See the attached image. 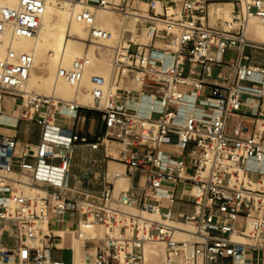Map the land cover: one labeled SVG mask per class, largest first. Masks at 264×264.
<instances>
[{
  "label": "built area",
  "instance_id": "1",
  "mask_svg": "<svg viewBox=\"0 0 264 264\" xmlns=\"http://www.w3.org/2000/svg\"><path fill=\"white\" fill-rule=\"evenodd\" d=\"M46 1L0 0V47L8 39L0 115L15 111L14 129L38 127L35 142L0 133V223L17 227L0 264H65L51 254L63 249L64 234L80 242L70 264H152V244H163L164 264H264V43L245 36L250 17L264 22V0H70L84 5L83 43L98 44L110 62L108 77L91 74L88 88L86 52L58 65L56 76L87 91L89 104L23 89L34 56L11 40L37 35ZM216 3L230 4L231 16L212 25L208 6ZM96 9L120 16L111 43ZM141 94L148 107L137 105ZM188 104L200 113H180ZM79 110L101 120L93 139L76 125ZM108 141L115 155L104 158L121 170L70 175L77 145L105 150ZM120 177L134 182L115 191ZM70 178L100 190L80 192ZM184 202L191 210L176 212ZM65 215L72 226L56 234ZM100 226L101 237L91 232ZM176 229L185 237L175 238Z\"/></svg>",
  "mask_w": 264,
  "mask_h": 264
},
{
  "label": "bare ground",
  "instance_id": "2",
  "mask_svg": "<svg viewBox=\"0 0 264 264\" xmlns=\"http://www.w3.org/2000/svg\"><path fill=\"white\" fill-rule=\"evenodd\" d=\"M59 3L60 5H58L56 0L46 1L45 11L42 15L40 27L35 37L26 38L16 36L11 40L12 47L16 52H30L34 56L33 66L23 89L27 92L31 91V89H35L36 92L44 93L53 98L60 97L62 99H69L70 91L73 89L75 94L79 92L78 97L80 99L79 102L81 101L80 103L89 104L91 100L88 92L76 90L62 78L57 77V67L59 64L64 67H69L75 57L86 52L90 58V62L84 70L82 85L84 88H88L89 80L87 82L86 79L88 73L90 75L93 73L99 74L104 78L108 77L110 67L109 58L100 52L98 44L83 43V39L87 32L86 26L79 18V13L84 8L83 3L70 0H61ZM211 5L213 4H209L208 6L209 18L217 17L221 20L230 18V8L219 11L214 10ZM94 12L95 23L110 31L112 35L115 30L114 22L116 21V13L104 9H96ZM118 16L119 15H117V18H119ZM245 36L248 40L264 43V22H260L255 17H250L247 20ZM110 37L103 39V42L109 43ZM7 41V37H4L3 45L0 47L1 52ZM135 90H138L137 86ZM149 104V98L141 94L140 99L137 101V105L143 108L148 107ZM186 110L191 111L193 114L200 113L197 107L191 106L190 104H188L187 109L181 108L180 113ZM16 121L17 118L10 113H2L0 115V123L6 131L13 132ZM118 180H125V178L120 177L116 181ZM24 188L29 191L33 190L28 186ZM42 229H44V231L46 230L45 222L42 223ZM91 232L101 237L105 230L101 227H94ZM55 233L63 235L62 231L59 230L55 231ZM174 235L176 238L185 237V233L178 229H176ZM146 257L152 260V264H164L165 255L163 246L159 244L148 246L146 248ZM75 263H77V261Z\"/></svg>",
  "mask_w": 264,
  "mask_h": 264
},
{
  "label": "crops",
  "instance_id": "3",
  "mask_svg": "<svg viewBox=\"0 0 264 264\" xmlns=\"http://www.w3.org/2000/svg\"><path fill=\"white\" fill-rule=\"evenodd\" d=\"M143 4L144 3H140ZM5 113H10L9 109H5ZM79 116L80 118L77 120L76 125L79 129L83 130L84 132L89 134V138L93 139L94 136L100 132L102 128V123L99 118V116L91 111L86 110H79ZM84 116V118H82ZM19 130L18 135L16 129H14V133L19 141H30L35 142L38 136V127L35 124H25L21 122L18 123ZM0 133H6V130L0 126ZM102 147V146H100ZM107 151L106 149H102L99 152V149L96 150H89L85 145H77L74 149L73 154V163L70 167V175H81L85 172H95V173H102L105 169V166L107 168V173L109 174L110 171L117 169L121 170L122 167L118 163L105 159L104 158V152ZM111 164H110V163ZM134 179H126L125 180H118L114 181L115 184V191H117L123 184H129L133 183ZM69 184L71 187H74L78 189L80 192H92L95 193L100 190L99 185H90L86 184L85 182L79 183L76 180H73L70 178ZM175 211H182V212H189L191 210L190 203H176L174 205ZM72 224L69 221V216L65 215L63 217V225L62 227H56L57 230L60 228L65 229L71 227ZM63 249H57V250H67L69 251V264L71 263V259L74 260V262L77 261V253L79 244L76 242V240L72 239L68 234H64L63 237ZM14 247V246H13ZM71 247H73L74 252L71 253ZM52 254V253H51ZM53 257V256H52ZM65 262V261H64Z\"/></svg>",
  "mask_w": 264,
  "mask_h": 264
},
{
  "label": "rangeland",
  "instance_id": "4",
  "mask_svg": "<svg viewBox=\"0 0 264 264\" xmlns=\"http://www.w3.org/2000/svg\"><path fill=\"white\" fill-rule=\"evenodd\" d=\"M56 2L58 3V5H60L59 2H61V0H56ZM139 6L142 7V8H145V5H143V4H139ZM211 6H212V8L214 10H219V11L222 10V9H227V8L231 9V5L228 4V3H216V4H213ZM157 10H159L158 7H157ZM115 16H116V21L114 22L115 30H114V32L112 33V35H111V37L109 39V43L113 42L115 40V38H116V32H117L120 16H118L119 18H117V14H115ZM217 19H219V18H217V17L216 18H209V24H212V25L215 24L217 22ZM246 51H247V49H246ZM225 58L226 59L229 58V55L228 54L225 55ZM213 75H214V71H213ZM89 76H90V74L88 73L87 76H86L87 82H88ZM128 86H130L132 89H135L136 86L138 87V84L129 83ZM88 87H89V83H88ZM31 91H33L35 93H40V92H36L35 89H31ZM78 93L75 94V91H73V89H71L70 98L68 100L76 98L79 101L80 99L78 97V95H79ZM40 94H44V93H40ZM44 95H46V94H44ZM63 99H65V98H63ZM10 114H12L14 117H17V113L15 111H11ZM20 123L21 122H19V124ZM23 125H25V123H23ZM0 126H2V125H0ZM18 130H19V127L16 128L17 135H18ZM6 133L12 135L14 133V131L13 132L6 131ZM98 149H99V152H100L103 149V147H99ZM106 150H107L108 153H111V155H115V150H116L115 149V144L111 143L110 141L106 142ZM10 176H13V175L11 174ZM126 185L127 184H123L120 188H125ZM22 191L25 192V193L30 192L29 190H27L25 188H22ZM165 206H166V203H163L162 207H165ZM124 209L132 210V209H129V208H124ZM3 225H5L7 228L6 229H2L1 228V232H0V247H13V246H15L17 244V227H16L15 222H8V221L7 222H1L0 223V227H2ZM41 226H42V224H41ZM100 227L105 230L104 227H102V226H100ZM174 237L176 238L175 235H174ZM76 242L78 244H80L79 241H76ZM159 245L163 246V244H159ZM52 256H53L54 259H61V260L65 261V264H69V251H67V250H53Z\"/></svg>",
  "mask_w": 264,
  "mask_h": 264
}]
</instances>
